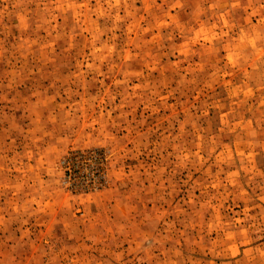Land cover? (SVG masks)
I'll list each match as a JSON object with an SVG mask.
<instances>
[{"label":"rangeland","instance_id":"rangeland-1","mask_svg":"<svg viewBox=\"0 0 264 264\" xmlns=\"http://www.w3.org/2000/svg\"><path fill=\"white\" fill-rule=\"evenodd\" d=\"M0 264H264V0H0Z\"/></svg>","mask_w":264,"mask_h":264},{"label":"trees","instance_id":"trees-1","mask_svg":"<svg viewBox=\"0 0 264 264\" xmlns=\"http://www.w3.org/2000/svg\"><path fill=\"white\" fill-rule=\"evenodd\" d=\"M72 163L74 164L75 162H74V161H72Z\"/></svg>","mask_w":264,"mask_h":264}]
</instances>
